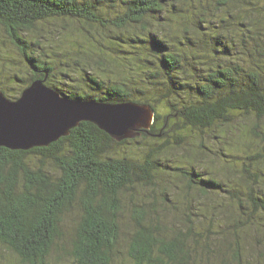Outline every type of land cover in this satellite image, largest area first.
<instances>
[{
  "label": "trees",
  "instance_id": "obj_1",
  "mask_svg": "<svg viewBox=\"0 0 264 264\" xmlns=\"http://www.w3.org/2000/svg\"><path fill=\"white\" fill-rule=\"evenodd\" d=\"M37 80L155 122L0 148V251L112 264L127 211L136 264H264V0H0V92Z\"/></svg>",
  "mask_w": 264,
  "mask_h": 264
},
{
  "label": "water",
  "instance_id": "obj_2",
  "mask_svg": "<svg viewBox=\"0 0 264 264\" xmlns=\"http://www.w3.org/2000/svg\"><path fill=\"white\" fill-rule=\"evenodd\" d=\"M83 122L121 142L150 130L155 113L150 106L137 103L70 99L42 80L34 81L16 100L0 92V148L29 151L49 147Z\"/></svg>",
  "mask_w": 264,
  "mask_h": 264
},
{
  "label": "rangeland",
  "instance_id": "obj_3",
  "mask_svg": "<svg viewBox=\"0 0 264 264\" xmlns=\"http://www.w3.org/2000/svg\"><path fill=\"white\" fill-rule=\"evenodd\" d=\"M58 26V25H57ZM54 30H56L58 27ZM18 58V57H17ZM126 151H130L129 153L138 152V149L132 144L125 146ZM73 224H67L65 226V230L67 232L70 231V228ZM135 234L134 230V224L131 222L130 214L125 211V213L122 214V230L120 234L119 243L117 245V249L114 251L113 256V262L112 264H136L130 257H129V249H130V240L131 237ZM252 237V236H251ZM2 258L0 260V264H20L19 262H16L13 256H11L8 252H4L3 250L0 251ZM5 258V260L3 259ZM56 252L52 255V258L49 260L48 264H76L75 261L67 257L62 261H57L56 259ZM254 263L256 264V260H254ZM214 264H217L214 262Z\"/></svg>",
  "mask_w": 264,
  "mask_h": 264
}]
</instances>
